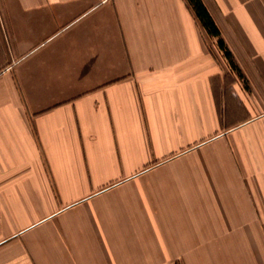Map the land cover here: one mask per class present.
Wrapping results in <instances>:
<instances>
[{"label": "crops", "instance_id": "crops-1", "mask_svg": "<svg viewBox=\"0 0 264 264\" xmlns=\"http://www.w3.org/2000/svg\"><path fill=\"white\" fill-rule=\"evenodd\" d=\"M0 0V264H264V0Z\"/></svg>", "mask_w": 264, "mask_h": 264}, {"label": "trees", "instance_id": "trees-1", "mask_svg": "<svg viewBox=\"0 0 264 264\" xmlns=\"http://www.w3.org/2000/svg\"><path fill=\"white\" fill-rule=\"evenodd\" d=\"M189 4L192 7V10L199 20L202 28L207 32L212 37H219V31L215 24L213 23L211 17L209 16L208 12L206 11L205 7L201 3L200 0H187ZM217 46L223 50L224 55L229 58L230 54L229 52L225 49L223 42L218 38L217 39Z\"/></svg>", "mask_w": 264, "mask_h": 264}]
</instances>
